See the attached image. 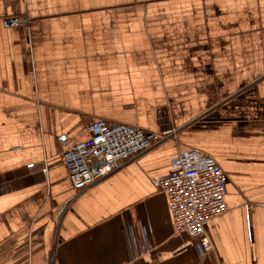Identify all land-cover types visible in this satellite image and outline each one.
Masks as SVG:
<instances>
[{
  "label": "crops",
  "instance_id": "1",
  "mask_svg": "<svg viewBox=\"0 0 264 264\" xmlns=\"http://www.w3.org/2000/svg\"><path fill=\"white\" fill-rule=\"evenodd\" d=\"M97 119L179 130L76 196L60 153ZM183 150L228 176L216 262L155 184ZM132 234L154 251L134 258ZM52 257L264 264V0H0V264Z\"/></svg>",
  "mask_w": 264,
  "mask_h": 264
},
{
  "label": "built area",
  "instance_id": "2",
  "mask_svg": "<svg viewBox=\"0 0 264 264\" xmlns=\"http://www.w3.org/2000/svg\"><path fill=\"white\" fill-rule=\"evenodd\" d=\"M27 17L3 18L6 28L28 22ZM178 128L149 132L139 125L109 123L97 119L87 126V139L63 148L60 155L67 168L76 196L106 178L123 164L137 158L154 146L177 137ZM29 167H34L30 164ZM46 172L47 168H43ZM228 176L212 158L197 150H183L172 159L171 172L155 181L168 198L176 232H186L198 254L215 259V244L207 230L208 221L225 214ZM66 204L62 212L68 207ZM134 258L145 256L156 248L153 241L132 234ZM222 260L220 264H222ZM42 264H60L54 257Z\"/></svg>",
  "mask_w": 264,
  "mask_h": 264
}]
</instances>
